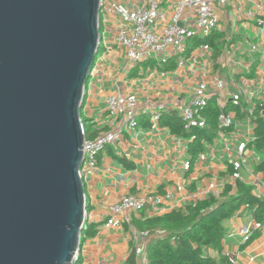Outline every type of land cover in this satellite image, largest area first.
I'll return each mask as SVG.
<instances>
[{
    "label": "crops",
    "instance_id": "crops-1",
    "mask_svg": "<svg viewBox=\"0 0 264 264\" xmlns=\"http://www.w3.org/2000/svg\"><path fill=\"white\" fill-rule=\"evenodd\" d=\"M104 1L136 7L143 0ZM215 10L221 27L219 56L213 49H197L183 66L172 60L158 68L145 64L142 72L126 69L124 53L110 43L111 21L103 22L101 58L87 82L92 95L87 94L85 111L91 105L99 109L98 114L102 113L106 99L116 94L133 95L142 107L156 102L185 104L199 81H220L222 94L228 97L240 93L247 109L257 102L264 103V31L259 27L264 0H228L225 7L216 6ZM250 45L257 50H250ZM93 111H87L88 118L97 116ZM229 114L237 125L220 130L213 142H203V151L192 166L188 154L191 141L173 135L161 125L151 128L146 116L138 119L136 128L125 132L117 146L105 148L99 166L84 178L87 211L80 264H127L133 249L129 229L108 226L106 220L111 206L129 194L158 203L154 208L148 202L133 216L140 222L185 211L211 195L219 197L229 185L233 187L231 195H235L237 181L264 201V146L256 144L257 124L241 107L239 113ZM91 126L92 134L95 129ZM242 141L247 142V147L239 153L237 146ZM256 222L254 212L247 206L224 222L223 255L232 264H264V226L254 231L247 243L241 235ZM209 253L218 257L213 251Z\"/></svg>",
    "mask_w": 264,
    "mask_h": 264
},
{
    "label": "water",
    "instance_id": "water-1",
    "mask_svg": "<svg viewBox=\"0 0 264 264\" xmlns=\"http://www.w3.org/2000/svg\"><path fill=\"white\" fill-rule=\"evenodd\" d=\"M101 0H0V264H75Z\"/></svg>",
    "mask_w": 264,
    "mask_h": 264
},
{
    "label": "built area",
    "instance_id": "built-area-1",
    "mask_svg": "<svg viewBox=\"0 0 264 264\" xmlns=\"http://www.w3.org/2000/svg\"><path fill=\"white\" fill-rule=\"evenodd\" d=\"M227 4L228 0H143L138 6L130 7L122 3L108 4L101 0L99 43L101 45L103 42L101 24L111 21L113 31H110V43L124 53L126 69L130 71L137 69L142 72L145 64H151L158 68L166 66L172 60L176 61L175 64L178 66H183L189 55L197 49L205 51L212 49L208 45L195 47L194 41H204L213 33H220L221 27L215 8L216 6L225 7ZM259 27L264 31V17L259 20ZM249 49L255 51L257 47L250 45ZM99 54L98 52L95 57V64ZM93 68L90 71L89 79ZM221 88L223 87L220 81H213L212 84L199 81L188 102L181 105L156 102L153 105L148 104L142 107L133 95L109 96L102 113L92 119L87 116V120L94 126L96 136L87 139L85 128L84 162L79 171L81 178L84 180L99 166L100 155L106 147L117 146L123 141L125 132L138 126V119L141 116L147 117L151 128H157L165 115L176 112L185 123V129H189L191 126L205 128V120L201 117L200 111L207 106L212 98H215L220 108L224 109L228 102H232L235 106H240L244 114L254 118L257 103L247 109V105L241 103L240 93H231L227 97L222 94ZM84 92L85 99L82 110H84L87 101L88 86L85 87ZM235 125H237L236 121L229 113L220 115V130ZM246 147L247 142L242 141L238 144L237 150L239 153H243ZM234 177H238L236 172ZM148 202L157 208L158 203L155 200H146L129 194L111 206L106 220L108 226L128 227L135 264H148L147 248L149 243L154 238L163 237L159 232L141 231L133 226V216L140 213ZM85 224L86 216L84 230L86 229ZM263 226V223L256 222L252 227L242 230L243 242L247 243L253 232L261 230ZM81 251L82 246L76 251L75 264L81 256Z\"/></svg>",
    "mask_w": 264,
    "mask_h": 264
},
{
    "label": "trees",
    "instance_id": "trees-1",
    "mask_svg": "<svg viewBox=\"0 0 264 264\" xmlns=\"http://www.w3.org/2000/svg\"><path fill=\"white\" fill-rule=\"evenodd\" d=\"M221 34L213 33L204 41H194V46L208 45L213 49L215 56L220 55ZM95 60L93 62V67ZM172 67H167L171 69ZM240 112V106L228 102L224 109L220 108L215 98L200 111L205 120V128L191 126L185 129V123L178 113L173 112L161 119V126L170 129L173 135H178L191 142L188 154L191 157L190 166L203 151V142H213L217 137L219 117L222 113ZM254 121L257 124L256 144L264 146V103L257 102L254 111ZM95 133H88L87 139H92ZM194 138V139H193ZM193 139V140H192ZM229 172L233 174L230 168ZM236 194L231 195L232 186H226L219 197L211 195L205 200L188 206L185 211H172L161 217L147 219L144 222L133 220L134 225L141 231L161 233L163 237L154 238L147 248L148 264H232L230 259L223 255V240L225 238L224 222L230 220L242 208L248 207L254 212L256 221L264 223V201L253 195L250 187L240 181L236 182ZM92 227V226H91ZM94 228V227H92ZM86 233V232H85ZM89 235H93L88 232ZM213 251L218 257L209 253ZM81 259L76 264H80ZM127 264H135L132 252Z\"/></svg>",
    "mask_w": 264,
    "mask_h": 264
},
{
    "label": "rangeland",
    "instance_id": "rangeland-1",
    "mask_svg": "<svg viewBox=\"0 0 264 264\" xmlns=\"http://www.w3.org/2000/svg\"><path fill=\"white\" fill-rule=\"evenodd\" d=\"M100 55V54H99ZM98 55V56H99ZM97 56V57H98ZM101 58V55L98 57V59H100ZM90 95H92V91L90 90L89 92H88ZM88 104V103H87ZM89 110H94L93 112V115H99L98 113H97V111H99V109H95V108H92V106L90 105L88 108H87V106H86V111H85V109L84 110H82V112H81V116H82V121H83V123L85 124V127H86V133L88 134V133H91V130H92V126H91V124H90V121L89 120H87V111H89ZM96 116V117H97ZM95 117V118H96ZM85 238V234L82 236V239H84Z\"/></svg>",
    "mask_w": 264,
    "mask_h": 264
}]
</instances>
